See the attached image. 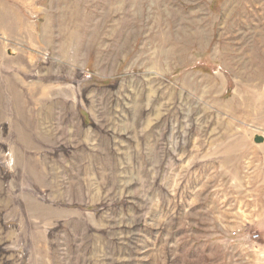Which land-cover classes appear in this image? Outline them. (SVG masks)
Instances as JSON below:
<instances>
[{
  "label": "rangeland",
  "instance_id": "1",
  "mask_svg": "<svg viewBox=\"0 0 264 264\" xmlns=\"http://www.w3.org/2000/svg\"><path fill=\"white\" fill-rule=\"evenodd\" d=\"M0 264H264V0H0Z\"/></svg>",
  "mask_w": 264,
  "mask_h": 264
},
{
  "label": "water",
  "instance_id": "2",
  "mask_svg": "<svg viewBox=\"0 0 264 264\" xmlns=\"http://www.w3.org/2000/svg\"><path fill=\"white\" fill-rule=\"evenodd\" d=\"M254 142L257 143V144L262 143V142H263V138L260 137V136H256V137L254 138Z\"/></svg>",
  "mask_w": 264,
  "mask_h": 264
},
{
  "label": "built area",
  "instance_id": "3",
  "mask_svg": "<svg viewBox=\"0 0 264 264\" xmlns=\"http://www.w3.org/2000/svg\"><path fill=\"white\" fill-rule=\"evenodd\" d=\"M257 237H258L257 235L251 236L252 239H256Z\"/></svg>",
  "mask_w": 264,
  "mask_h": 264
}]
</instances>
